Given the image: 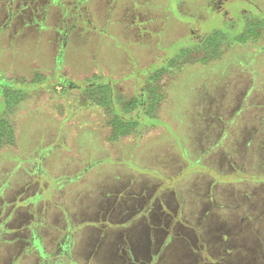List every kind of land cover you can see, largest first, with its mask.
<instances>
[{"label": "rangeland", "instance_id": "374dc122", "mask_svg": "<svg viewBox=\"0 0 264 264\" xmlns=\"http://www.w3.org/2000/svg\"><path fill=\"white\" fill-rule=\"evenodd\" d=\"M25 1L0 0V84L19 92L0 98L12 131L0 145V264H48L36 238L57 258L64 230L107 199L117 224L141 230L166 228L160 213L180 212L182 196L192 208L236 193L264 203V0H234L228 18L204 0H62L27 27L24 12L42 4ZM76 4L84 22L61 8ZM75 236L68 252L88 264L87 234Z\"/></svg>", "mask_w": 264, "mask_h": 264}, {"label": "trees", "instance_id": "16d2710c", "mask_svg": "<svg viewBox=\"0 0 264 264\" xmlns=\"http://www.w3.org/2000/svg\"><path fill=\"white\" fill-rule=\"evenodd\" d=\"M0 86V98L12 100L18 96L19 92L12 91L11 87L3 83ZM5 88H9L8 93H5ZM4 128L12 133L6 123L0 122V145L8 144L11 137ZM252 177L255 176L248 175V178ZM236 195L224 200L218 209L207 206L203 197L201 201H196L198 208L195 204V208H192L190 202L186 205V197L182 196L185 201L181 203L180 212L172 213L171 218L166 210L160 213L162 222H167L166 228L163 225L146 226L143 230L135 229L136 226L128 229L117 224L114 219L122 211L114 212V208L104 206L109 204L107 199L103 207L94 212L92 220L87 219L79 226L72 225L71 230L60 229L67 233H64L66 242L61 246L63 253L58 254L57 258L47 256L43 247L40 250L36 234L33 246L38 248L42 257H51L50 261H45L48 264H83L85 259L74 260L68 250L71 244L73 251L72 236L85 232L88 237V264H264V203H254L250 197ZM184 208L189 210L188 219L183 217ZM148 214L146 220L153 221L155 216L153 218L150 212ZM33 228L32 231L37 229L36 226ZM140 239L145 240L143 247L139 243ZM66 256L71 258L67 262L59 259Z\"/></svg>", "mask_w": 264, "mask_h": 264}, {"label": "flooded vegetation", "instance_id": "af4514ba", "mask_svg": "<svg viewBox=\"0 0 264 264\" xmlns=\"http://www.w3.org/2000/svg\"><path fill=\"white\" fill-rule=\"evenodd\" d=\"M72 1H75V0H72ZM83 1V0H81ZM205 3L203 4L206 8H207V12L208 13H211L212 15H218V16H221L222 18H228V15H229V11L226 10L225 6H227L229 3H231L232 1L234 0H204ZM243 2L245 3H248V4H253L250 0H242ZM78 1H76L77 3ZM34 3H41L42 5H38L40 6L39 8L34 4ZM62 3V0H31L30 2L28 1H25V5L26 6H30V8H33L34 6H36L35 10L31 9V11L28 13V12H24L26 13L25 14V18H32L33 20H28L25 22L26 24V27L28 25H31V24H36V23H45L44 21H47V8H43V6H48V5H52V6H55V7H59V5H61ZM83 4V3H82ZM62 9L64 8V15L65 16H69L72 17L76 22H79V21H85L86 18H84L83 16V12H80L78 10L79 6L74 5L73 9L70 10V6L68 5L67 7L65 6H62L61 7ZM69 8V9H68ZM69 10L71 11L69 13ZM82 10V8H81ZM241 12H244V11H241ZM246 12L244 13H241L245 14ZM29 19V18H28ZM37 19V20H36ZM244 23V22H243ZM39 26V25H38ZM63 31L61 32H57V33H62ZM64 34V38L61 40V48L65 47V44L67 42V37H68V33H63ZM194 34L195 32L192 31V35L191 36V39L194 37ZM194 41V39L192 40ZM67 85H69L70 87H77V85H75L73 82L71 81H67L66 82ZM234 92L232 91V93L230 94L229 93V90H226L223 97H225V100H226V97L228 95H233ZM145 95V94H143ZM237 96V93L235 94V98ZM231 97V96H230ZM144 98V96H143ZM141 99V104H144V99Z\"/></svg>", "mask_w": 264, "mask_h": 264}]
</instances>
